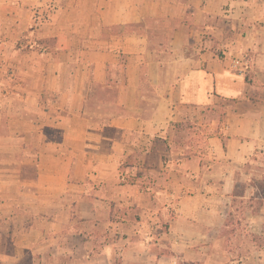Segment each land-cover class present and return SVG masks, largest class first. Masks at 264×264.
I'll list each match as a JSON object with an SVG mask.
<instances>
[{
	"label": "crops",
	"instance_id": "crops-1",
	"mask_svg": "<svg viewBox=\"0 0 264 264\" xmlns=\"http://www.w3.org/2000/svg\"><path fill=\"white\" fill-rule=\"evenodd\" d=\"M55 1L0 39V264H264V0Z\"/></svg>",
	"mask_w": 264,
	"mask_h": 264
},
{
	"label": "rangeland",
	"instance_id": "rangeland-1",
	"mask_svg": "<svg viewBox=\"0 0 264 264\" xmlns=\"http://www.w3.org/2000/svg\"><path fill=\"white\" fill-rule=\"evenodd\" d=\"M15 5L16 3L14 0H0V39H7L8 41L7 43L9 47H6L7 54L24 55L32 49L40 51L39 47L41 46L40 44L36 43L37 37L35 36V34L31 36V38H33L34 40H31L32 42L30 44H27V41L29 40L27 39V37L31 33V30L34 32H39L41 30V28L44 26V23L48 19V12H46L44 8H47L48 10L53 7L55 8L57 2L55 0H50V2L47 3L46 6H44L43 8L40 6L30 7L29 9H31L32 15L27 19L30 21V25H28V29L20 33L21 35L18 38H16L17 31H12V29L15 28L14 26H12V23H18L19 20H17V18L20 17L21 24H24V21L26 20L27 16H25V14L16 15ZM36 20L39 22L38 27L34 26V22ZM3 27H5L4 31H1ZM33 45L36 48H31L33 47ZM250 240L254 241L259 247L264 242L263 238H252ZM243 244H246V242H243Z\"/></svg>",
	"mask_w": 264,
	"mask_h": 264
},
{
	"label": "built area",
	"instance_id": "built-area-1",
	"mask_svg": "<svg viewBox=\"0 0 264 264\" xmlns=\"http://www.w3.org/2000/svg\"><path fill=\"white\" fill-rule=\"evenodd\" d=\"M34 26L38 27L39 26V22L36 20L34 22ZM233 65L238 66V67H243V68H247L248 67V60L247 59H243V60H233Z\"/></svg>",
	"mask_w": 264,
	"mask_h": 264
},
{
	"label": "trees",
	"instance_id": "trees-1",
	"mask_svg": "<svg viewBox=\"0 0 264 264\" xmlns=\"http://www.w3.org/2000/svg\"><path fill=\"white\" fill-rule=\"evenodd\" d=\"M38 43H40V46H41V47H42V46H48V44H49V45L51 44V42H50L49 40H47V41L45 40L44 43H42V41L38 40ZM41 43H42L43 45H42Z\"/></svg>",
	"mask_w": 264,
	"mask_h": 264
}]
</instances>
